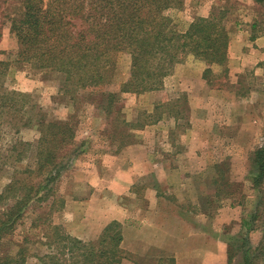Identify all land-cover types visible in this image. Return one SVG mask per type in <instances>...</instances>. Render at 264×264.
I'll use <instances>...</instances> for the list:
<instances>
[{"label":"rangeland","instance_id":"374dc122","mask_svg":"<svg viewBox=\"0 0 264 264\" xmlns=\"http://www.w3.org/2000/svg\"><path fill=\"white\" fill-rule=\"evenodd\" d=\"M218 11L225 12L229 36L234 32L246 33L243 29L253 36L264 34V7L253 0H185L182 10L171 14L173 28L184 32L194 19L201 17L198 14H207L208 17ZM20 12V0H0L3 82L9 89L30 95L34 113L38 114V120L34 118L32 125L21 130L16 137L35 143L39 137V118L47 122H70L75 129L73 146L66 147V153L77 148V154L71 157L69 167L57 183L56 197H61L64 204L60 211L51 214L50 222L61 226L70 236L78 234L84 236V242H96L106 225L115 221L120 225L123 240V232L132 225V215H136L137 210L141 213L145 189L159 187L163 192L167 187L174 189V192L170 191L173 199L162 207L161 218L158 217L156 222L159 226L154 221L150 223L148 215L144 223H140L141 217L133 219L140 226L156 224L159 227L156 235L147 228L143 238L148 241L147 236H157L164 243L158 248L144 249L126 248V242L121 246V241V258L117 264H227L229 247L234 252L231 264H238L239 251L247 248L253 264H264V179L259 185L254 184L256 171L251 162L252 153L264 143V73L255 71L257 64L264 70V60L260 61L262 55L257 52V47L243 52L240 57L231 59L228 55L224 66H212L206 75L205 80L214 89L212 96L219 93L233 100L229 102L233 105L220 107L219 111L211 99L206 105L210 107L206 115L209 124L203 126L205 130L199 133L197 156L199 160L208 162V166L184 169L191 176L187 179L181 177L174 186H159L150 179H140L135 180L130 194L125 193L118 199L108 192L102 193L98 199L89 200L87 196L92 186L86 177H109L112 157L118 154V158L125 159L127 156L123 149L125 142L142 146L144 150L153 144L155 137H151V129L143 131L146 125L156 123L162 114L167 113L180 119L177 133L187 127V96L172 90L169 93L171 100L159 106L157 102L153 104L157 99L153 92L157 91H151L152 94L146 97L141 95L151 92L138 95L121 92L129 77L130 56L120 52L114 56L113 78L98 90L115 95L112 108L107 110V103L105 100L101 102L100 95L87 97L88 92H80L76 96L78 100L71 103L70 97L60 92L61 85L54 78L34 70L29 64L16 62L18 43L10 31V23ZM203 66L202 74L205 75L206 66ZM199 107L203 108V105ZM154 131L157 132L156 129ZM180 137L176 151L183 158L187 148ZM11 138L12 135H8L1 143L0 152L4 155ZM144 150L137 151L140 159L145 156ZM134 154V151L130 152L129 157ZM100 164L108 168H101L100 174H96L93 167ZM9 169L1 172L0 188L8 182ZM100 187L101 191L105 189L103 185ZM165 192L170 197L167 190ZM39 213L40 210L29 211L11 237L13 242L24 237L30 240L27 264H38L36 256L47 251L42 245L45 242L43 227L35 222ZM171 225L174 229L169 227Z\"/></svg>","mask_w":264,"mask_h":264},{"label":"trees","instance_id":"16d2710c","mask_svg":"<svg viewBox=\"0 0 264 264\" xmlns=\"http://www.w3.org/2000/svg\"><path fill=\"white\" fill-rule=\"evenodd\" d=\"M264 7V0H253ZM185 0H20L21 12L11 19L10 31L18 49L15 60L54 78L60 92L76 102L80 92L87 97L100 95L112 108L115 95L98 91L108 84L115 71L114 56H130L128 80L121 92L143 94L163 86L175 65L192 56L206 69L222 67L227 60L229 33L225 12L197 17L184 32L173 28L171 14L181 11ZM256 24L253 25V27ZM0 63V149L3 139L12 135L0 152V175L11 168L8 182L0 188V264H27L30 240L11 239L16 226L31 210H40L35 222L43 227L46 252L36 256L38 264H117L121 258L122 235L118 222L103 229L98 240L84 242L50 222L64 201L57 196V183L67 170L77 148L75 129L70 122L39 118L35 143L16 136L38 117L31 96L7 88ZM95 98V97H94ZM35 114V115H34ZM35 116V117H34ZM253 179H264V143L252 153ZM248 250L238 264H253ZM234 252L229 247L226 263Z\"/></svg>","mask_w":264,"mask_h":264},{"label":"crops","instance_id":"0c3cea01","mask_svg":"<svg viewBox=\"0 0 264 264\" xmlns=\"http://www.w3.org/2000/svg\"><path fill=\"white\" fill-rule=\"evenodd\" d=\"M198 15L201 17H207V14ZM243 31H246V33L234 32L233 34H230L227 57L228 55L231 57V59L240 57L243 52L249 50L253 51L254 46H256V50L259 55L263 56H261L260 61H263L264 34L253 36L247 30L243 29ZM237 44L238 47H236ZM203 65L204 64L202 62L188 56L184 62L174 66L171 75L165 78L163 86L157 90V92H153L154 96L157 97L156 101L153 100V104L157 102L159 106H162L163 104H166L167 101L169 102L171 100L169 93L170 91L172 92V90L175 93L181 92L186 94L187 103L189 105V118L187 127L184 130H181L182 132L177 133L180 119L174 115H167V113L162 114L156 123L146 125L143 128V131H148L151 129V137H155L153 144L148 145L144 150L142 146L131 145V143L128 144V142H125L123 149L127 152V156L125 159L118 158L120 157L118 154L112 157V159L109 161V168L112 169L111 175L109 177H103L99 175H88L86 177V181L92 186V191H89V196H87V199H98L102 193L106 194L108 192L111 197L118 199V197H121L125 193L130 194L131 187L135 180L139 181L140 179V181H147L150 179L153 184H157L159 186L162 184L174 186L181 177V179H187L191 176L189 175L190 172L184 171V169L208 166V162L199 160L197 156L200 148L198 143L199 133L200 131L205 130L203 126H208L207 124H209L206 120V115H208L210 112V107L208 108L206 105L211 99L212 104L214 107H217V111H219L220 107L224 108L225 105H233L229 104V102L233 100L227 99L223 95L220 96L219 93L216 95L214 93V96H212L214 89H212L207 81L203 78ZM259 66L260 65L258 64L255 65V71L264 73L263 68ZM172 83H174V85ZM220 92L224 95L227 94L223 91ZM150 94H152V92L145 93L141 96L146 97V95ZM199 105H203V108L199 107ZM126 122H128V120H126ZM155 129L157 130L156 133L154 131ZM179 137L182 144H185V147L187 148L186 156L189 155V159H186V156L181 158V154L176 151L177 145L180 143L178 141ZM123 149L119 151H123ZM138 150H144L145 152V156L142 159H140L137 153ZM132 151H134L135 154L133 157H129V154ZM93 168L96 171V174H100L101 168L108 167H103V164H100ZM100 185L104 186L105 191H101L102 187H100ZM165 190H167V193L170 194V197L166 196ZM165 190L161 192L159 191V187H155L154 189H152V187L146 188L142 196V199L145 201V203L141 208V213L140 210H137L136 215H132V218L136 219L137 217H141L143 220H141L140 223H144V220L147 218L146 215H148V217L151 219L150 223H152V221L155 223L158 222V217H160L162 207L164 205L167 206V201L173 199L172 193L170 191L174 192V189H169L166 187ZM68 196L70 199H73V196L71 197L70 194ZM110 218L113 219V217ZM133 219L132 225L127 226L125 232H123L121 246H124V241L126 242V248L142 247L144 249L153 247L158 248L159 245L164 243V240L161 241L157 236H147L148 241L144 240L143 238L146 235L147 228L150 230V232L154 231L156 235L159 229V225L157 223L156 224L158 226L156 224H150L151 226L148 227L144 224L143 226H140V223L135 222ZM169 227L172 228L173 225ZM168 231L170 230L168 229ZM74 236L81 240L84 239V236H80L78 234H74Z\"/></svg>","mask_w":264,"mask_h":264}]
</instances>
